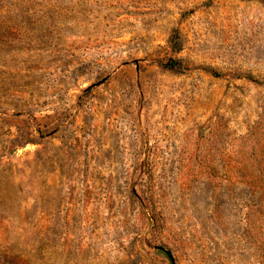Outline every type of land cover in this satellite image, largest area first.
<instances>
[{
  "label": "rangeland",
  "instance_id": "1",
  "mask_svg": "<svg viewBox=\"0 0 264 264\" xmlns=\"http://www.w3.org/2000/svg\"><path fill=\"white\" fill-rule=\"evenodd\" d=\"M0 264H264V0H0Z\"/></svg>",
  "mask_w": 264,
  "mask_h": 264
}]
</instances>
